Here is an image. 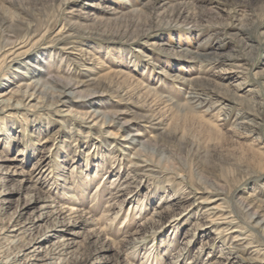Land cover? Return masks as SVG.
<instances>
[{
  "label": "rangeland",
  "instance_id": "obj_1",
  "mask_svg": "<svg viewBox=\"0 0 264 264\" xmlns=\"http://www.w3.org/2000/svg\"><path fill=\"white\" fill-rule=\"evenodd\" d=\"M20 76L80 86L0 105V264H264V0H0Z\"/></svg>",
  "mask_w": 264,
  "mask_h": 264
},
{
  "label": "bare ground",
  "instance_id": "obj_2",
  "mask_svg": "<svg viewBox=\"0 0 264 264\" xmlns=\"http://www.w3.org/2000/svg\"><path fill=\"white\" fill-rule=\"evenodd\" d=\"M12 49H11V52H9L6 55V57L4 58L5 61L8 60L11 63L14 62L20 56H22L21 54H23V52L17 53L18 51H12ZM68 54L69 55L71 54V56L76 57L75 55H72V53H70V52H68ZM12 78L4 80L3 83L0 84V105L1 106L4 105L3 107H8L10 100L13 98H16V97L18 99V103L16 104L18 107L23 106V104L25 103V105H27V107L35 109L38 107V105L45 104V103H47V101H49L50 103L53 104V107L51 109H54L55 111L57 110L58 106L63 107L65 105H67L69 107H72L73 102L71 101L72 99L70 100V98L72 96L76 95V93L74 91H75V89L78 88V86H80L79 85L80 83H76V85L71 84V83H67L63 86L57 85L60 88V90H54V89H49V87H47L46 81L28 82L27 81L28 79L26 76H20L17 81H14V78L13 79ZM6 96H8V97L6 99H4L3 97H6ZM191 98L193 100L199 99V98H197L196 95H195V97H191ZM204 100L205 99H203V101ZM89 104L90 103H88L87 105H89ZM201 104H202V102H200L198 105H201ZM79 114H81V115L78 117V119H80V121H82V123L85 122V120H88V119L94 120L96 118V113L94 111L83 112V113H79ZM95 123L96 122H94V124ZM239 124L242 125L243 122L240 121L237 125H239ZM106 125L108 126V124H106ZM156 125H158V124H156ZM127 138H128V136H126V138H124L122 140H127ZM134 142H135V140H131L130 142L127 141V143H124V145L126 148H128L130 145H133ZM144 149H146V148H144ZM141 153L136 150V153L133 154L134 159L129 160V165L131 166V168L134 172H139V171L144 172L145 168H147V166H145V161L142 160V154ZM130 166H129V169H130ZM124 185H125L124 183L123 184L119 183L117 186H115V188H116L115 193L118 190L119 191L122 190L123 187L126 186V185L125 186ZM200 203L203 205L204 204L207 205L210 203V200L200 202ZM210 210H216V211H213L211 213H208V215H210L212 218H213V216L218 214V212H220L217 209H210ZM70 212H71V210H70ZM155 215L157 216V213ZM158 216H159V214H158ZM230 218L227 216V214H224V213L221 214L220 213V214L216 215L215 219H212L211 225L214 224L215 222H217L215 224H217L219 226L218 227L219 228L218 229V235H221L222 238H224V242L227 243L229 254H243L244 253L247 255V261L254 262L255 260H257L259 258L258 248H257V250L255 249L254 251L248 252L247 248H249L250 245H249V243H247L248 238H247V235H245L246 232L244 231L245 233H242L238 229V227L233 226L235 224H232L234 222H232V220ZM235 228H237V229H235ZM261 259H262V257H261Z\"/></svg>",
  "mask_w": 264,
  "mask_h": 264
}]
</instances>
